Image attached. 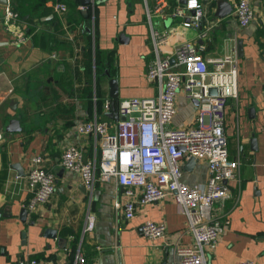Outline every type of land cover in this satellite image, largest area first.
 Returning a JSON list of instances; mask_svg holds the SVG:
<instances>
[{
    "label": "crops",
    "instance_id": "0c3cea01",
    "mask_svg": "<svg viewBox=\"0 0 264 264\" xmlns=\"http://www.w3.org/2000/svg\"><path fill=\"white\" fill-rule=\"evenodd\" d=\"M58 1L67 5L62 16L53 7ZM179 1L168 0L156 10V0H102L91 24L90 9L81 0H45L49 13L35 18L36 32L16 44L0 23V131L4 134L0 264L21 259L33 260L32 264H73L77 250L88 264H180L174 245L192 241V235L172 195L138 204L135 215L126 219L127 196L114 179H99L90 191L79 173L60 165L61 154L71 143L83 144L90 157L98 149L92 136L78 133L80 122L95 116L111 125L117 120L110 105L111 76L118 80L119 99L156 93V84L146 76V64L154 54L152 27L171 31L163 54H173L184 40L201 42L200 27H185L169 15ZM236 1L228 0L231 13L219 17L214 14L216 0H204L203 27L213 22L212 17L218 18L205 53L221 55L236 45L239 63V93L226 105L224 131L229 156L239 161L240 168L228 182L232 197L214 206L224 229L208 254V264H239L247 259L264 264V0H252L255 17L245 27L236 18ZM4 9L0 3V17ZM196 108L195 101L179 92L171 125L191 124ZM12 118L19 119L21 129L7 130ZM35 157L56 174V190L46 203L22 217L31 195L26 175ZM16 163L24 175L13 167ZM183 168L189 183L205 184L209 177L204 159L186 158ZM89 211L97 221L93 230L86 231ZM147 220L163 222L165 235L148 237L143 231ZM48 228L56 233L48 235Z\"/></svg>",
    "mask_w": 264,
    "mask_h": 264
},
{
    "label": "built area",
    "instance_id": "2783aa9c",
    "mask_svg": "<svg viewBox=\"0 0 264 264\" xmlns=\"http://www.w3.org/2000/svg\"><path fill=\"white\" fill-rule=\"evenodd\" d=\"M100 1L92 0L87 4L91 24ZM167 2L156 0L155 9H162ZM53 7L61 16L67 10V5L59 1ZM169 15L179 18L185 27H200L201 42L184 40L175 47L173 54H163L162 47L171 31L152 27L154 54L146 64V76L156 84V93L120 98L117 104L119 117L113 125L97 116L80 122L78 133L92 136L98 149L90 157L83 144L71 143L64 148L60 165L79 173L90 191L99 179H114L127 196L123 204L126 219L135 215L138 204L156 202L172 195L186 216V231L192 235V241L174 245L180 264H208V254L218 245L224 229V220L214 215V206L218 201L232 197L228 182L237 177L240 168L239 161L229 156L224 131L226 105L239 93L238 53L236 45L221 55L205 53L212 42V30L218 24V18L212 17L213 22L203 27L204 0L179 1ZM235 15L241 26H248L255 17L252 0H237ZM148 18L151 20L149 9ZM0 23L15 44L26 41L39 27L34 24V31L28 30L26 19L9 0ZM262 54L264 56V49ZM211 88L216 92L213 93ZM181 91L187 98L197 101V108L191 124L173 126L177 95ZM3 139L4 134L0 131V142ZM192 156L204 159L208 164L209 177L205 184L189 183L184 179L183 162ZM26 176L31 193L26 207L34 211L54 194L56 174L41 165V157H35ZM96 221V215L89 211L85 230H93ZM143 231L148 237L158 238L165 235L166 226L163 222L147 220ZM32 263L33 260L21 259L13 264ZM73 264H88L81 250H77ZM239 264L256 263L247 259Z\"/></svg>",
    "mask_w": 264,
    "mask_h": 264
},
{
    "label": "water",
    "instance_id": "95a60500",
    "mask_svg": "<svg viewBox=\"0 0 264 264\" xmlns=\"http://www.w3.org/2000/svg\"><path fill=\"white\" fill-rule=\"evenodd\" d=\"M185 1L186 0H182V2H185ZM91 2H92V0H81V3L83 5L89 4ZM0 3L7 4L8 0H0ZM231 9H232V6H231L230 2H228V0H216V8H215L214 14L216 16H219V17H224V16L228 15L229 13H231ZM239 51L240 52L242 51V42L241 41H239ZM172 62H173V59H172ZM109 85H110V88H109L110 105H111L112 111L115 114V118L118 119L119 114H118V110H117V104H118V100H119V89H118L117 78L111 76L109 78ZM211 91L213 93H215L216 89L211 88ZM18 129H21L19 119L18 118L10 119L9 124L7 126V130L14 131V130H18ZM190 159L192 162L194 160H196V161L198 160V158L193 157V156L190 157ZM13 167L16 168L20 174L24 175L23 169H22L20 164L16 163L15 165H13ZM28 211H29L28 208H26V207L23 208L22 214H21L22 217H24L28 213ZM55 233H56V230L54 228H48L47 229L48 235H54Z\"/></svg>",
    "mask_w": 264,
    "mask_h": 264
},
{
    "label": "trees",
    "instance_id": "16d2710c",
    "mask_svg": "<svg viewBox=\"0 0 264 264\" xmlns=\"http://www.w3.org/2000/svg\"><path fill=\"white\" fill-rule=\"evenodd\" d=\"M44 2L45 0H15L12 6L16 11L20 13L22 18L25 19L26 14H28L26 18V21L28 23V30L34 31L35 28L33 26V22L35 18L41 19L44 14L46 15L47 13H49L48 10H45L46 6L44 5ZM52 20L55 19L52 18ZM81 22L83 21H80V23Z\"/></svg>",
    "mask_w": 264,
    "mask_h": 264
}]
</instances>
